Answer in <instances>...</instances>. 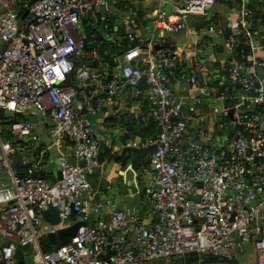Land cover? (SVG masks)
<instances>
[{"label": "built area", "instance_id": "2783aa9c", "mask_svg": "<svg viewBox=\"0 0 264 264\" xmlns=\"http://www.w3.org/2000/svg\"><path fill=\"white\" fill-rule=\"evenodd\" d=\"M217 1L158 0L153 23L159 33L187 29L200 16L209 19L207 36L222 41L216 46L222 58L196 59L176 76L174 89L168 81L178 68L176 56L155 52L150 43L125 51L121 69L86 64L77 83L67 85L76 60L87 59L95 42L82 19L100 15L107 35L108 17L115 16L133 42L138 0L126 12L122 0H36L23 16L19 0H0V110L14 112L9 132L0 120V264H147L161 258L177 264L191 252L199 264L206 256L237 261L251 241L257 264H264V0H235L236 22L213 16ZM89 58L101 61L99 50ZM142 83L149 115L160 128L155 137L131 143L151 149L155 177L143 200L153 216L148 227L105 191L94 199L91 177L101 165L102 144L88 117L126 85ZM183 83L201 111L187 112L178 92ZM28 115L52 124L58 179L40 174L41 157L27 164L25 175L13 167L32 146L34 121L23 118ZM51 207L58 209L59 223H68L62 229L87 224L46 252L42 239L51 231L42 228L40 211ZM25 246L30 251L19 258Z\"/></svg>", "mask_w": 264, "mask_h": 264}, {"label": "crops", "instance_id": "0c3cea01", "mask_svg": "<svg viewBox=\"0 0 264 264\" xmlns=\"http://www.w3.org/2000/svg\"><path fill=\"white\" fill-rule=\"evenodd\" d=\"M131 0H122V11L126 12ZM159 8L158 0H138L135 6L136 24L138 26L137 39L140 45L152 44L154 51L166 50L175 55L178 61L179 73L183 69L188 71L190 66L197 59L199 62L208 63L213 58V52H207L208 46L213 40L203 32L209 19L204 17H192L188 23V28L173 33H159L154 27V13ZM236 11L235 0H218L213 8V16L221 17L225 22L233 21L232 13ZM112 39L108 37L112 45L122 47L124 42H129L128 34L122 29V25L117 22ZM95 28L103 30L102 25ZM100 27V28H99ZM124 28V27H123ZM107 38V37H106ZM129 41H128V40ZM207 45V47L205 46ZM90 47V48H89ZM88 58L80 59V62L88 64L91 62L90 54L93 48L89 45ZM123 52V51H122ZM121 69L127 62L124 53L117 57ZM107 68V66H105ZM85 70V69H84ZM176 73L170 76L168 81L172 88H177L175 81ZM142 92V96L137 93ZM146 85L142 83L137 88L125 86L124 91L112 98L104 100L103 107L95 114L88 115L93 127L98 132L101 139L102 150L100 152V167L95 175L91 177L94 187L93 197L95 200L101 198L102 193L111 197L120 209L131 208L141 216L144 226L153 223V216L148 206L143 203L145 190L148 184L154 179L155 173L150 166L149 154L151 149H136L131 147L133 141H140L157 135L156 126L150 113V104L145 98ZM182 97L188 113L199 112L202 107L192 106L191 100L193 92L183 83L178 91ZM195 95V93H194ZM6 123V118L0 116ZM34 121V128L31 135L32 146L17 162L15 170L27 165L39 157L42 158L43 171L48 179L52 180L55 176L54 162L52 157L54 151L50 137L51 122L41 115L27 116ZM1 120V119H0ZM128 137V138H127ZM128 151L134 152L133 156H128ZM71 161L76 162L71 150ZM79 164L83 162H78ZM112 187L107 190V186ZM257 262V257L256 261ZM176 264V263H173Z\"/></svg>", "mask_w": 264, "mask_h": 264}, {"label": "trees", "instance_id": "16d2710c", "mask_svg": "<svg viewBox=\"0 0 264 264\" xmlns=\"http://www.w3.org/2000/svg\"><path fill=\"white\" fill-rule=\"evenodd\" d=\"M35 1L36 0H19V6H20L19 13H20V15L23 16L25 14V12L27 11L28 7L31 5V3L35 2ZM116 20L117 19L115 16L108 17V22L110 24V30L106 35V33L104 32V29L101 31V29H97L94 26V23H96V25H99V26L102 25L103 26L104 22L102 21V18L100 15L92 14V15H90L88 17H84L82 19V24H83L85 33L88 36H90L91 34L95 35V39H94L95 42L93 43L92 46L98 48V50L100 52V56H101V62H103V65H104L103 67H98V68L103 69L105 66L109 67L110 69L119 68V66H121V64H120L121 62L117 61V57L120 56L125 51H127L130 47L141 44L140 41L136 38L135 41L131 42L130 44L129 43L126 44V42H124V45L122 47H120L119 45H116V44L112 45L113 43L111 41H109L108 37L112 39V35L114 33H117V31H115V26L118 25ZM122 29L125 30L123 27H122ZM85 66H86V63H84V62H79V63L76 62V68L69 75L67 85H75L77 83L79 77L84 73ZM178 68L176 70V73H179L180 69H178ZM23 118L27 119V117H23ZM0 119H2V118H0ZM153 122L155 123L156 132L158 134L160 131L159 125L155 121H153ZM6 138L10 139V138H12V135L8 134ZM12 141L14 143L18 142L15 139V137L12 138ZM133 154H134V152L128 151L129 157L133 156ZM28 166L29 165L20 166L16 169V172L20 175H25L27 173ZM40 174L44 177H47L44 173H40ZM62 244H63V242H60L56 235H48L42 239L43 249L46 252L50 251L53 248L58 247ZM18 250H19V253H18L19 258H22V255L24 253H27L28 251H30V248H29V246H25V247H19ZM214 259H215L214 257L206 256L204 258V262L201 264H210V262ZM236 262L237 261H228V264H237ZM188 263L189 264H199V260H197V259L191 260Z\"/></svg>", "mask_w": 264, "mask_h": 264}, {"label": "water", "instance_id": "95a60500", "mask_svg": "<svg viewBox=\"0 0 264 264\" xmlns=\"http://www.w3.org/2000/svg\"><path fill=\"white\" fill-rule=\"evenodd\" d=\"M165 11L169 14L171 11V5H166L165 6ZM77 63L80 62L79 59L76 60ZM88 67L90 68H97V67H103V62L99 61H91L87 64ZM262 71V70H261ZM0 116L5 117L6 118V123L9 124L12 121V118L14 116V112L8 109H1L0 110ZM53 151H54V155L52 157V160L54 162V173L55 176L52 178V180L58 179L61 177V171L59 169V158H58V153H57V148L56 146L52 147ZM18 162V156H16V158L14 159V163H13V167L16 166ZM83 163H81L80 165H84V161H82ZM74 163V162H73ZM76 164V162L74 163ZM200 186L202 185L201 183L199 184ZM200 193V192H199ZM194 200H199L198 197H192ZM42 218L52 224V225H56L60 222V217H59V211L57 208L51 207L48 210L45 211H40ZM73 216H75V213L73 214ZM87 221H80L77 224L66 228V229H62L59 230L57 233V238L59 239L60 242L65 243L70 237L74 236L77 232V230L82 226V225H86ZM198 259V254L196 252H191L188 255H186L185 259L181 262H178L177 264H184L185 262H190L191 260H196Z\"/></svg>", "mask_w": 264, "mask_h": 264}, {"label": "rangeland", "instance_id": "374dc122", "mask_svg": "<svg viewBox=\"0 0 264 264\" xmlns=\"http://www.w3.org/2000/svg\"><path fill=\"white\" fill-rule=\"evenodd\" d=\"M193 17H200V16H193ZM238 17L237 11L232 13V18L234 19L233 21L236 22ZM204 33H207V28H204L203 30ZM222 41L220 39L214 38V42L213 44L208 46V50L207 52L209 53L210 51L213 52L214 54H216L218 59L222 58V53H217L216 51V46L217 45H221ZM207 47V45H205ZM3 130L5 132H9V128H10V124L7 123H3L2 124ZM12 138H14L12 136ZM12 138H10V140H12ZM68 223H59L56 225H51L50 223L46 222V221H42V228L44 230H49L51 231V233L49 235H56V232L59 231V229H62L63 226L67 225ZM256 257H257V253H256V249L254 247V242L251 241L249 243H246L244 246V251L238 256L237 258V264H257L256 261ZM175 258H161V259H156L153 261H149L147 264H173L175 263ZM210 264H228V261L226 260H221V259H217L215 258L214 260H212L210 262Z\"/></svg>", "mask_w": 264, "mask_h": 264}]
</instances>
